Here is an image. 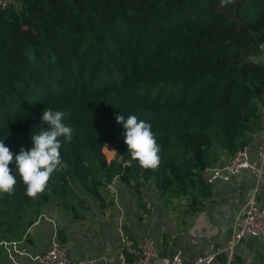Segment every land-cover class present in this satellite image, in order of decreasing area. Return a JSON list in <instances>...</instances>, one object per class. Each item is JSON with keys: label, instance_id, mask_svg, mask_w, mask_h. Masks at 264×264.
Instances as JSON below:
<instances>
[{"label": "trees", "instance_id": "1", "mask_svg": "<svg viewBox=\"0 0 264 264\" xmlns=\"http://www.w3.org/2000/svg\"><path fill=\"white\" fill-rule=\"evenodd\" d=\"M263 47L264 0L0 7V140L14 154L30 149L31 134L48 128L42 111L49 108L74 129L70 143L59 138L67 166L36 198L9 165L17 184L14 194L0 193V242L23 238L51 203L78 215L115 177L138 187L152 181L165 200L189 195L200 209L212 193L205 169L248 145L259 127L264 64L255 57ZM132 114L151 125L158 168H142L128 152L116 117ZM107 145L123 161L109 160Z\"/></svg>", "mask_w": 264, "mask_h": 264}, {"label": "crops", "instance_id": "2", "mask_svg": "<svg viewBox=\"0 0 264 264\" xmlns=\"http://www.w3.org/2000/svg\"><path fill=\"white\" fill-rule=\"evenodd\" d=\"M255 60L264 64V47ZM261 111L259 127L247 145L253 162L260 160L259 149L264 145V104ZM108 148L112 158L116 151ZM230 157L223 153L215 165H227ZM205 176L212 193L197 210L189 195L165 200L152 181L138 187L118 177L102 189L101 199L88 198L87 207L78 210L82 216L51 203L28 225L23 238L0 242V264H38L34 257L46 251L55 237L69 247L74 259H85L86 264H132L133 255L127 260L121 257L122 229L136 242L153 238L159 257L181 251L193 258L215 247L226 248L237 216L254 193L264 208V174L257 177L245 166L236 174L205 170ZM232 261L225 264H264V235L245 236L235 247Z\"/></svg>", "mask_w": 264, "mask_h": 264}, {"label": "clouds", "instance_id": "3", "mask_svg": "<svg viewBox=\"0 0 264 264\" xmlns=\"http://www.w3.org/2000/svg\"><path fill=\"white\" fill-rule=\"evenodd\" d=\"M232 0H221V4L227 5ZM65 113L47 109L42 111V121L48 125L43 127L38 134H31L32 147L25 150L21 147L18 154H14L9 147L0 140V193L12 195L15 192L17 179L9 167L15 162V172L19 174L26 185V192L30 198H36L44 193L51 175L67 165L61 158V140L67 142L73 139L74 129L63 122ZM117 123L123 124L124 143L127 145L131 158L138 161L144 169H155L160 165V148L157 144L151 125L143 119H138L134 114L116 117Z\"/></svg>", "mask_w": 264, "mask_h": 264}, {"label": "built area", "instance_id": "4", "mask_svg": "<svg viewBox=\"0 0 264 264\" xmlns=\"http://www.w3.org/2000/svg\"><path fill=\"white\" fill-rule=\"evenodd\" d=\"M17 0H0V7H6ZM258 162L250 159L248 146L239 149L231 155L227 165L220 167L212 165L205 170H227L228 173L236 174L243 167H250L255 176L260 177L264 174V145L259 149ZM247 235H264V208L259 205L256 194L254 193L244 209L237 216L232 235L226 248L215 247L212 251L197 255L193 258H186L181 251L172 256L159 257L156 242L153 238H145L136 242L124 229L121 230L122 253L121 257L125 260L129 255H133L132 264H216L221 255H225L229 263L233 259L235 247ZM35 260L38 264H86L85 259H74L70 254L69 247L54 238L48 249L38 255Z\"/></svg>", "mask_w": 264, "mask_h": 264}, {"label": "rangeland", "instance_id": "5", "mask_svg": "<svg viewBox=\"0 0 264 264\" xmlns=\"http://www.w3.org/2000/svg\"><path fill=\"white\" fill-rule=\"evenodd\" d=\"M261 54H259L258 56H256L255 57V59L256 58H258L259 56H260ZM107 147V148H106ZM105 147V151L107 152V156H108V159L110 160V159H114V158H117L119 161H123V158H122V155L121 154H117V152H115V155L111 158V151H110V149L108 148V147H110V148H112V149H115L114 147H111V146H109V145H107ZM115 151H116V149H115Z\"/></svg>", "mask_w": 264, "mask_h": 264}, {"label": "water", "instance_id": "6", "mask_svg": "<svg viewBox=\"0 0 264 264\" xmlns=\"http://www.w3.org/2000/svg\"><path fill=\"white\" fill-rule=\"evenodd\" d=\"M33 222H34L33 220H30L29 221V226H31L33 224Z\"/></svg>", "mask_w": 264, "mask_h": 264}]
</instances>
